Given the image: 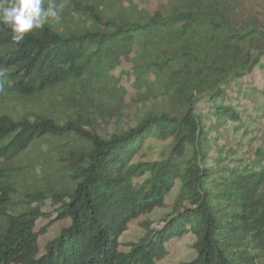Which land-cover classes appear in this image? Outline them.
Returning <instances> with one entry per match:
<instances>
[{"label":"trees","instance_id":"16d2710c","mask_svg":"<svg viewBox=\"0 0 264 264\" xmlns=\"http://www.w3.org/2000/svg\"><path fill=\"white\" fill-rule=\"evenodd\" d=\"M66 7L98 30L46 24L17 44L0 24V104L74 82L86 55L142 38L144 62L130 74L159 107L107 138L74 103L63 122L47 111L0 113V264H157L187 236L194 256L179 264H264V79L247 81L264 76V0H167L142 21L75 0ZM43 139L58 144L57 176L17 197L25 169L8 165ZM147 140L166 143L159 160L141 158ZM174 189L161 226L144 222V236L121 251L129 224L165 209ZM39 219L48 225L36 231ZM58 222L67 225L41 248L38 237Z\"/></svg>","mask_w":264,"mask_h":264},{"label":"rangeland","instance_id":"374dc122","mask_svg":"<svg viewBox=\"0 0 264 264\" xmlns=\"http://www.w3.org/2000/svg\"><path fill=\"white\" fill-rule=\"evenodd\" d=\"M82 4H92L96 6L100 14L106 18L114 20L127 19L130 21H142L150 13H153L158 6L165 5L167 0H75ZM49 2L54 3L59 11V17L47 25L61 34L81 35L98 27L89 20L70 13L66 4L68 0H45V6ZM63 5L61 9L59 6ZM143 39L134 38L130 42L116 41L103 45L98 53L86 55L82 63L86 66V74L65 85H61L53 90L40 95H35L28 100H19L14 97L6 98L0 104V113L9 115L17 119L22 115L47 111L46 114L55 120L63 122L70 114L73 103L81 109V114L87 117L92 128L101 137L107 138L114 134L122 133L133 128L136 123L152 108H158V102L146 100L142 93L144 86L134 83L130 73L136 71V67L143 64L141 59L143 51ZM94 48H91L93 51ZM146 61V60H145ZM117 82L115 85L119 89H111L106 80ZM264 76L258 75L247 78L248 82L261 84ZM106 88H105V84ZM108 86V87H107ZM114 87V88H115ZM109 93H111L109 95ZM142 95V96H140ZM89 98H93L92 101ZM90 114V115H89ZM83 116V117H84ZM83 129L88 130L87 127ZM166 143L160 141L147 140L141 151V158L144 161H157ZM56 140L43 139L36 141L33 146L24 151L16 160H13L8 167L19 169L24 168L16 182H18L17 197L27 192H34L44 187L46 180L43 178L51 176L56 178L55 172L58 167L57 156L59 149ZM140 156L134 158L137 161ZM133 160V161H134ZM176 190L174 189L166 198V208L156 210L149 216L140 217L132 221L127 231L121 238V251H127V244L138 242L144 236L141 225L149 222L151 228L161 226L162 219L170 213L171 205L174 201ZM16 197V198H17ZM53 208L49 201H46L42 211L52 213ZM55 216V213H52ZM48 221L39 219L36 222V231L47 226ZM67 225L66 222H58L48 226L46 233L38 237L39 245L42 248L47 242L55 238L60 230ZM191 236L173 240L168 243L167 256L157 264H179L189 261L194 253L191 249Z\"/></svg>","mask_w":264,"mask_h":264},{"label":"clouds","instance_id":"9594fccd","mask_svg":"<svg viewBox=\"0 0 264 264\" xmlns=\"http://www.w3.org/2000/svg\"><path fill=\"white\" fill-rule=\"evenodd\" d=\"M58 17V8L52 2L45 6V0H0V24L11 30L17 44Z\"/></svg>","mask_w":264,"mask_h":264}]
</instances>
